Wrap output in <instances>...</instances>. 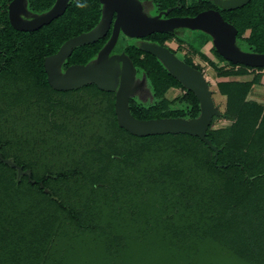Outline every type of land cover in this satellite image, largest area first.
Masks as SVG:
<instances>
[{
  "label": "trees",
  "instance_id": "16d2710c",
  "mask_svg": "<svg viewBox=\"0 0 264 264\" xmlns=\"http://www.w3.org/2000/svg\"><path fill=\"white\" fill-rule=\"evenodd\" d=\"M9 1L0 0V104L16 108L2 109L0 144L13 146L16 162L32 173L18 177L0 162V264H264V104L249 99L264 68L227 62L211 45L212 60L201 50L206 40L185 42L170 33L145 38L160 46L190 41L187 50L215 73L225 98L207 130L219 149L215 165L214 152L197 137H137L119 127L114 93L92 84L53 91L42 76L43 56L29 60L27 35L16 33L21 45L14 60ZM54 1L31 5L41 12ZM140 1L170 9L168 17L215 9L237 29L242 50L264 54V0L235 10L213 0H180V7L178 0ZM100 8L99 0H71L62 17L37 32L33 47L45 43L43 55H52L93 29ZM107 37L81 46L69 62L87 63ZM128 53L153 98L146 107L129 101L132 116H199L195 95L155 57L132 47ZM183 60L202 71L191 57ZM219 121L226 125L215 127Z\"/></svg>",
  "mask_w": 264,
  "mask_h": 264
},
{
  "label": "water",
  "instance_id": "95a60500",
  "mask_svg": "<svg viewBox=\"0 0 264 264\" xmlns=\"http://www.w3.org/2000/svg\"><path fill=\"white\" fill-rule=\"evenodd\" d=\"M251 0H213L222 10L239 9ZM25 0H13L9 5V22L19 31H34L43 25L50 24L54 19L64 14L69 0H56L54 6L46 13L36 16L30 21H24L19 11L24 12ZM102 5L101 18L98 24L88 32L68 39L57 53L48 57L45 71L49 86L61 92L80 89L94 85L103 92L115 94L114 109L119 127L137 137L161 134H187L199 138L214 152V164L218 159L219 149L207 138V130L214 116L220 111L214 104L212 91L202 71H199L178 58L168 47L156 43L142 42L140 49L155 57L162 66L185 87L193 93L199 102L200 114L193 119L161 118L139 120L132 116L129 101L141 86L143 81L136 83V69L124 54L110 55L115 47L119 34L131 39H145L155 33L174 34L177 30L198 31L211 38V45L219 56L234 65L251 68H264V54L251 53L242 50L237 44V29L226 22L219 11L209 9L194 17H166L170 9L148 16L143 11V4L138 0H99ZM148 5L153 6L147 2ZM180 0L177 7H180ZM115 18L113 20V17ZM112 25L111 35L106 44L98 52L97 57L86 65H73L64 73H60V65L77 47L93 44L104 38ZM145 80L146 77L141 75ZM0 160L17 169V176L25 174L12 161ZM30 178V173L28 174Z\"/></svg>",
  "mask_w": 264,
  "mask_h": 264
},
{
  "label": "flooded vegetation",
  "instance_id": "af4514ba",
  "mask_svg": "<svg viewBox=\"0 0 264 264\" xmlns=\"http://www.w3.org/2000/svg\"><path fill=\"white\" fill-rule=\"evenodd\" d=\"M13 0H10L9 2H8V4H7V6H6V13H7V18H8V22H9V5H10V3L12 2ZM70 1L71 0H69V2H68V4H67V6H66V10H67V7H68V5H69V3H70ZM138 1H140V0H138ZM55 2H56V0L54 1V3L51 5V7L48 9V10H46V11H41V12H36V10H35V8L34 7H32V5H31V0H25V2H24V12H22V11H19V15H20V17H21V19L22 20H24V21H30L31 19H33L34 17H36V16H39V15H42V14H44V13H46V12H48L53 6H54V4H55ZM142 4H143V11H144V13H146L148 16H155V15H157L159 12H161V11H156V9L154 8V13H150L149 11H148V8H147V2H144V1H140ZM100 6H101V13H102V5L100 4ZM66 10H65V12H66ZM64 12V13H65ZM64 15V14H63ZM63 15H61L60 17H62ZM60 17H58V18H56V19H54L50 24H48V25H43V26H41L40 28H38V29H36V30H34V31H19V30H16L11 24H10V22H9V24H8V26L10 27V29L15 33L14 35H13V37L16 39V37L18 36L16 33H20V34H24V35H27V37H28V42H26L27 44H28V46L30 47V58H29V60L30 61H33V62H35V63H37L38 62V59H39V55H40V57L41 56H43L42 58H43V60H42V76H43V74H44V76H45V81H46V83H47V85L49 86V84H48V81H47V79H48V76H47V73H46V71H45V66H44V62H45V60L48 58V57H50V56H52L53 54H55V53H57L58 52V50L60 49V47L62 46H60L59 47V49L55 52V53H53L52 55H47V56H45V55H43V51H44V49L46 48L45 47V43H43L42 45H41V49L39 50L38 49V47L37 46H34L33 47V44H32V39H33V37L36 35L37 36V32H44V30L47 28V27H49L54 21H56L57 19H59ZM114 18H115V15H114V17H113V20H114ZM162 18H171V17H168V15L166 16V17H164V16H162ZM0 28H3V27H0ZM111 30H112V25H111V27H110V29H109V31L107 32V34H106V36L105 37H107V40H106V42L108 41V39L110 38V35H111ZM19 37H22V36H19ZM104 37V38H105ZM103 39V38H102ZM127 39H130V40H134V39H131V38H127V37H125L122 33H120L119 34V37H118V40H117V43H116V45H115V47L113 48V50L111 51V53H110V55H114V54H124L126 57H128L129 58V60H131V62L133 63V61H132V59H131V57H130V54L128 53V49L129 48H135V49H137V50H139L140 49V44L142 43V42H149V43H153V42H150V41H146L145 39H136L137 40V42L136 43H124V41L125 40H127ZM123 41V42H122ZM106 42L104 43V45L106 44ZM121 43H123V47H121L120 46V44ZM171 43H174V44H176V48L174 49L172 46H171ZM19 45H21V41L17 38L16 40H14V48H13V52H14V56H13V58H14V60H16L15 58H17V56H16V53L18 52V49H19ZM103 45V46H104ZM102 46V47H103ZM165 46L166 47H168L173 53H175V55L178 57V58H180V56L178 55V52H179V49L180 48H183V47H187L185 44L184 45H179V44H177V41L176 40H173V41H170V42H165ZM80 47H77V48H74L73 50H72V53H71V55L73 54V52L75 51V50H77V49H79ZM102 49V48H101ZM100 49V50H101ZM99 50V51H100ZM33 51H35V54H32L33 53ZM40 51H41V53H40ZM98 51V52H99ZM2 54V50L0 49V55ZM98 54V53H97ZM97 54H96V56L93 58V59H91L90 61H88L87 63H85V64H81V63H76V64H72V63H70L69 62V58L71 57V55L60 65V67H59V71H60V73H64L65 72V70L68 68V67H70V66H73V65H86V64H88V63H90V62H92L93 60H95L96 59V57H97ZM181 60H183V58L181 57L180 58ZM0 60H1V58H0ZM184 61V60H183ZM133 65H134V63H133ZM135 67V66H134ZM135 69H136V77L138 76V74H139V72H138V69L135 67ZM50 87V86H49ZM51 88V87H50ZM52 89V88H51ZM53 91H56V90H54V89H52ZM56 92H61V91H56ZM115 95V94H114ZM13 108V109H12ZM15 108H16V106H7V105H1L0 104V134H1V124H2V121H1V117H2V109H12V110H15ZM0 154H1V156H2V158L3 159H8V160H10V161H12L16 166H18V167H20L21 169H22V171L23 172H25V174L24 175H26V176H28V174L30 173V175H31V169L30 168H25V165L24 164H22V163H17L16 161H17V157H16V150H15V148L12 146V147H9V148H7V147H4V146H2L1 144H0ZM0 162L1 163H3V164H5V165H7L6 163H4V162H2L1 160H0ZM10 169H12V171L13 172H15L16 174H17V169L16 168H12V167H10L9 165H7ZM23 176V175H22Z\"/></svg>",
  "mask_w": 264,
  "mask_h": 264
},
{
  "label": "rangeland",
  "instance_id": "374dc122",
  "mask_svg": "<svg viewBox=\"0 0 264 264\" xmlns=\"http://www.w3.org/2000/svg\"><path fill=\"white\" fill-rule=\"evenodd\" d=\"M147 8L151 14L154 13V11H153L154 8L152 6L147 5ZM188 36L193 37L195 40H196V38L201 40V41L206 40L207 44H205L201 50L210 59H212V60L214 59L212 56V53L210 51L211 40L209 42V38H208L209 36L208 35H206V34L203 35L202 33L198 32V31H190V30H186V29L177 30V32H175V37L179 38L181 40H184L185 42L190 39V38H187ZM125 42L126 43H136L137 40L136 39H134V40L127 39L124 41V43ZM189 43H190V41H189ZM189 43H188V45H190ZM194 43L192 42L193 45H194ZM197 44L198 43H195V46H197ZM188 45L186 44V46H188ZM120 46L123 47V43H121ZM171 46L174 49L176 48V44H174V43H171ZM178 55L180 56V58L181 57L184 58L185 56L191 57V59L193 60V63L196 64L197 66L201 67L202 72H203L204 76L206 77V80L208 81L209 88L212 91V98H213L214 104L219 108L220 112L224 111L225 98L223 96H221L220 93L218 92V88L216 86L217 80L215 78V73L213 72L212 68L198 55H192L189 52V50H187V48H185V47H183L179 50ZM211 74L214 78H212L210 76ZM262 74H263V72H262ZM140 81H143V85L134 94L131 95L130 101L134 102L137 105L146 107V106L152 104V102H153L151 89H150V86L147 83V81L140 74H138L136 83H139ZM254 91H256V92H252L249 96V99L255 100V101H258V102H261L264 104V88L263 87H256V89ZM177 92H178L177 90L169 91L166 93V96L170 97V96H172V94H175ZM77 95H79V94H77ZM65 99H67V98L65 97ZM221 125H226V123L222 122V121L216 122L215 127H219Z\"/></svg>",
  "mask_w": 264,
  "mask_h": 264
},
{
  "label": "crops",
  "instance_id": "0c3cea01",
  "mask_svg": "<svg viewBox=\"0 0 264 264\" xmlns=\"http://www.w3.org/2000/svg\"><path fill=\"white\" fill-rule=\"evenodd\" d=\"M212 78H214L213 76H212V74L210 75ZM256 87H263L264 88V76L262 77V81H261V84L260 85H258V86H256ZM256 87H255V89H256ZM254 89V90H255ZM253 90V92H256V91H254Z\"/></svg>",
  "mask_w": 264,
  "mask_h": 264
},
{
  "label": "clouds",
  "instance_id": "9594fccd",
  "mask_svg": "<svg viewBox=\"0 0 264 264\" xmlns=\"http://www.w3.org/2000/svg\"><path fill=\"white\" fill-rule=\"evenodd\" d=\"M78 6H79V7H84V5H83V4H78Z\"/></svg>",
  "mask_w": 264,
  "mask_h": 264
},
{
  "label": "built area",
  "instance_id": "2783aa9c",
  "mask_svg": "<svg viewBox=\"0 0 264 264\" xmlns=\"http://www.w3.org/2000/svg\"><path fill=\"white\" fill-rule=\"evenodd\" d=\"M263 72V75H264V71H261L260 73H262Z\"/></svg>",
  "mask_w": 264,
  "mask_h": 264
}]
</instances>
